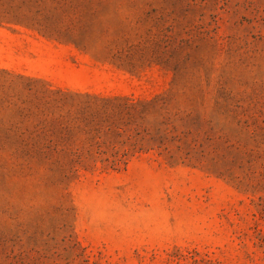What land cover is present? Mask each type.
I'll use <instances>...</instances> for the list:
<instances>
[{"label": "rangeland", "instance_id": "374dc122", "mask_svg": "<svg viewBox=\"0 0 264 264\" xmlns=\"http://www.w3.org/2000/svg\"><path fill=\"white\" fill-rule=\"evenodd\" d=\"M0 264H264V0H0Z\"/></svg>", "mask_w": 264, "mask_h": 264}]
</instances>
